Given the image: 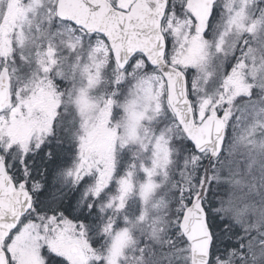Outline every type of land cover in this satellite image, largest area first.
<instances>
[{
  "label": "snow or ice",
  "instance_id": "1",
  "mask_svg": "<svg viewBox=\"0 0 264 264\" xmlns=\"http://www.w3.org/2000/svg\"><path fill=\"white\" fill-rule=\"evenodd\" d=\"M0 264H264V0H0Z\"/></svg>",
  "mask_w": 264,
  "mask_h": 264
}]
</instances>
